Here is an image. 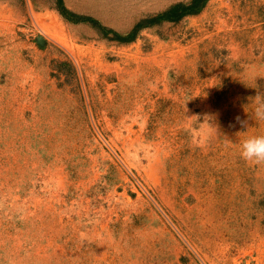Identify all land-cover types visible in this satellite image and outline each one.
<instances>
[{
  "label": "rangeland",
  "instance_id": "1",
  "mask_svg": "<svg viewBox=\"0 0 264 264\" xmlns=\"http://www.w3.org/2000/svg\"><path fill=\"white\" fill-rule=\"evenodd\" d=\"M257 100L264 0H0V264H264Z\"/></svg>",
  "mask_w": 264,
  "mask_h": 264
},
{
  "label": "clouds",
  "instance_id": "2",
  "mask_svg": "<svg viewBox=\"0 0 264 264\" xmlns=\"http://www.w3.org/2000/svg\"><path fill=\"white\" fill-rule=\"evenodd\" d=\"M254 117L258 121L264 120V100H257ZM241 127H247L248 121L236 118ZM240 156L243 160L254 164L264 163V134L250 136L240 145Z\"/></svg>",
  "mask_w": 264,
  "mask_h": 264
},
{
  "label": "trees",
  "instance_id": "3",
  "mask_svg": "<svg viewBox=\"0 0 264 264\" xmlns=\"http://www.w3.org/2000/svg\"><path fill=\"white\" fill-rule=\"evenodd\" d=\"M191 10H192V6L190 7V9L189 8L179 9V8L174 7V8H171L170 10L166 11L163 15H158V16L154 17L152 19V21L157 22L161 18L162 19H168V20H175L178 18V16H181L185 13H189V12H191ZM133 31H135V30H133Z\"/></svg>",
  "mask_w": 264,
  "mask_h": 264
}]
</instances>
